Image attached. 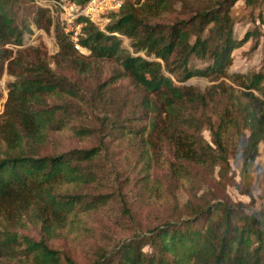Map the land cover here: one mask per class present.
Listing matches in <instances>:
<instances>
[{
  "label": "trees",
  "instance_id": "16d2710c",
  "mask_svg": "<svg viewBox=\"0 0 264 264\" xmlns=\"http://www.w3.org/2000/svg\"><path fill=\"white\" fill-rule=\"evenodd\" d=\"M87 1L70 0L80 6ZM189 1L124 0L108 14L103 30L78 17L81 28L73 41L72 31L54 21L49 8L34 0H0V77L5 65L14 75L0 114V264L16 258L30 264H78L50 241L67 237V228L84 230L87 219L111 199L86 190L103 183L94 166L102 154L101 138L91 147L49 148L54 132L67 130L82 138L100 137V130L72 124L82 96L77 80L52 69L37 47L19 48L33 27H53L56 61L66 62V70L76 75L91 71L82 58L119 64L115 80L128 79L138 91L139 112L102 120L104 140L136 145L138 172L152 192L159 185L151 186L150 172L162 159L168 176L192 190L177 218L90 264H264V208L215 194L214 201L197 196L198 189L232 180L230 161L239 171L236 188L252 196L250 180L260 172L255 158L264 138V71L238 73L229 67L232 52L257 36L255 48L261 31L254 27L242 38L235 35L232 8L239 0ZM243 1L249 6L261 2ZM175 11V19L165 23L162 16ZM121 36L129 39L131 50ZM193 77L213 83L205 90L185 84ZM220 99L224 107L213 120L208 111ZM197 168L212 178L204 187L201 173L192 171ZM29 225L39 228V239L25 233Z\"/></svg>",
  "mask_w": 264,
  "mask_h": 264
},
{
  "label": "rangeland",
  "instance_id": "374dc122",
  "mask_svg": "<svg viewBox=\"0 0 264 264\" xmlns=\"http://www.w3.org/2000/svg\"><path fill=\"white\" fill-rule=\"evenodd\" d=\"M64 4L70 0H59ZM204 0H190V3ZM257 6H249L243 0H239L232 8V15L235 20V35L242 38L247 30L259 27L260 34L255 48V38H249L232 52V63L230 72L250 73L264 71V0H260ZM58 2V1H57ZM124 3V0H122ZM34 3V2H33ZM51 15L53 20H59L65 31H72L74 25L70 21L71 16L66 14L63 8L57 3L51 2ZM179 4L176 6L178 7ZM61 13L63 18L61 19ZM175 12H168L162 16L165 23L173 21ZM98 27V26H97ZM99 28V27H98ZM72 34V35H73ZM74 36V35H73ZM123 45L129 50V39L121 36ZM72 39V36H71ZM23 44L19 48L37 47L43 54L52 69L58 73H67L71 78L77 80L80 88L81 98L77 100L80 110L75 114L72 124L80 127H95L100 130L99 136L77 137L67 130L54 132L50 135L49 148L67 150L73 147H91L100 145V138L103 140L102 154L95 162V167L103 174V183L97 186L86 187L91 193H106L110 195L109 202L94 211L87 219L86 228L79 231L65 229L67 237H59L50 241L52 247L60 250L71 257L78 264H90L97 258L109 254L122 243L145 234L150 228L163 224L177 218L185 210L186 200L192 194L190 184H183L180 181L172 180L166 173L167 163L162 159L153 165L150 172L151 186L158 184L157 191L152 192L150 187L145 186L143 176L138 172V150L136 145L129 141L106 138L104 140L105 128H100L102 120L112 119L118 115L126 116L133 112H139L137 99L138 91L130 84L128 79L115 80L114 73L121 70V67L114 59H95L92 57L82 58L89 63L91 71L85 74L76 75L71 70H66V62L55 58L58 46L54 37V29L49 30L33 27L31 33H26ZM14 50L15 46H10ZM77 49V48H76ZM78 52L85 56L89 51L79 47ZM14 80V75L6 70L0 77V114L3 112L4 104L8 95V84ZM213 82L204 77H193L185 84L192 85L205 90ZM57 100V99H56ZM58 101V100H57ZM224 102L220 99L208 113L216 120L217 115L222 111ZM207 141H211L208 130L203 131ZM95 135V134H94ZM165 151V150H164ZM162 152V151H161ZM160 152V153H161ZM163 158V157H161ZM229 171V178L226 184L217 187H207L205 183L212 179L208 172L203 169H193V173L200 174L203 189L197 190V196L202 194L208 201H214V194L233 202H242L248 207L264 208V138L258 145L255 163L260 166V172L250 180L252 188L251 198L238 191L235 184L239 183V171L233 165ZM214 178L217 179L216 172ZM196 183L194 187H198ZM79 231V232H78ZM25 233L35 239H39L40 232L37 226L29 225ZM9 264H30L23 259L16 258Z\"/></svg>",
  "mask_w": 264,
  "mask_h": 264
},
{
  "label": "built area",
  "instance_id": "2783aa9c",
  "mask_svg": "<svg viewBox=\"0 0 264 264\" xmlns=\"http://www.w3.org/2000/svg\"><path fill=\"white\" fill-rule=\"evenodd\" d=\"M37 4L42 7H47L51 9V3L46 0H34ZM58 1V2H57ZM57 3L63 8L66 14L71 16V22L74 25V36L72 35V40L76 41V34L80 32L81 24L77 23L78 17H85L90 22L96 24L100 29H104V26L109 21L108 14L114 11H118L122 6V0H88L83 6H80L74 2L68 1L67 3H60L59 0L52 1ZM61 19L65 20L61 13ZM66 21V20H65ZM77 48L80 46L76 45Z\"/></svg>",
  "mask_w": 264,
  "mask_h": 264
}]
</instances>
